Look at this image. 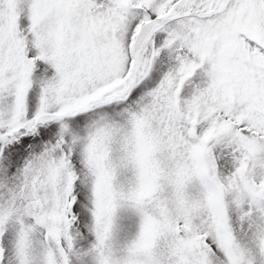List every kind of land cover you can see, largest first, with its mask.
Wrapping results in <instances>:
<instances>
[{
	"label": "snow or ice",
	"instance_id": "1",
	"mask_svg": "<svg viewBox=\"0 0 264 264\" xmlns=\"http://www.w3.org/2000/svg\"><path fill=\"white\" fill-rule=\"evenodd\" d=\"M0 264H264V0H0Z\"/></svg>",
	"mask_w": 264,
	"mask_h": 264
}]
</instances>
